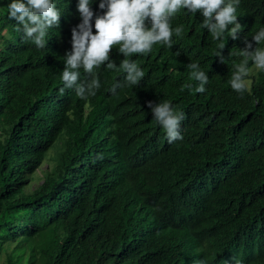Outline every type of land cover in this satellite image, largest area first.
Returning a JSON list of instances; mask_svg holds the SVG:
<instances>
[{
	"label": "trees",
	"instance_id": "obj_1",
	"mask_svg": "<svg viewBox=\"0 0 264 264\" xmlns=\"http://www.w3.org/2000/svg\"><path fill=\"white\" fill-rule=\"evenodd\" d=\"M10 2L0 0L3 264H264V70L249 72L243 95L229 83L245 38L257 47L264 0H239L242 30L222 41L200 27L201 12L179 10L170 24L183 32L171 47L128 57L144 72L138 85L105 62L93 69L101 86L87 98L61 79L82 22L79 0H54L60 25L44 48L17 31ZM90 2L95 34L107 9ZM119 47L109 54L117 66L125 59ZM189 63L208 74L205 92L195 91ZM162 100L184 113L182 140L169 143L154 120L148 103Z\"/></svg>",
	"mask_w": 264,
	"mask_h": 264
},
{
	"label": "clouds",
	"instance_id": "obj_2",
	"mask_svg": "<svg viewBox=\"0 0 264 264\" xmlns=\"http://www.w3.org/2000/svg\"><path fill=\"white\" fill-rule=\"evenodd\" d=\"M90 4V0H79L77 10L82 22L72 29V51L64 56L65 68L61 72L65 88L71 89L75 86L76 95L81 98L96 95L101 85L93 69L105 62L107 69H122L126 73L127 85H138L144 72L128 57L134 53H149L157 43L171 47L173 34L179 37L183 32V25L173 29L170 24L174 15L181 9H187L192 14L201 12L203 22L200 27L207 29L213 40L222 41L226 32L236 39L242 30L236 16L239 0H101L99 8H106L107 11L96 17L95 34L92 24L94 12ZM7 13L9 19L16 21L17 31H22L25 40H30L38 48L45 47V37L49 29L60 25L61 13L54 0H11L7 5ZM146 20L150 26L146 25ZM252 39L257 47L252 50V43L245 38L246 48L240 50V55L245 59L235 65V71L229 80L231 88L241 95L246 89L245 78L250 72L248 60L254 62L255 69L264 70V48L258 46L264 41V27L256 32ZM114 45H120L119 52L125 56L119 66L110 60L109 54ZM224 48L225 45L221 42L220 50L216 53L222 63ZM81 67L85 73L91 75L90 80L80 79ZM187 68L191 70V78L199 82L195 91L205 92L208 74L201 70L198 63H189ZM117 87L120 85H113L111 91L115 93ZM186 87L191 88L192 85ZM61 91L63 92V89ZM148 107L154 113V120L165 130L169 143L183 139L179 132L181 121L185 118L183 112L178 111L167 100H162L159 104L150 101ZM59 140L52 149L55 145H60ZM222 264L230 263L222 261ZM236 264H239V261Z\"/></svg>",
	"mask_w": 264,
	"mask_h": 264
},
{
	"label": "rangeland",
	"instance_id": "obj_3",
	"mask_svg": "<svg viewBox=\"0 0 264 264\" xmlns=\"http://www.w3.org/2000/svg\"><path fill=\"white\" fill-rule=\"evenodd\" d=\"M254 69H255V66H253V68L250 69V72L252 71L250 74H252V73L255 72ZM61 140H62V139H60L59 141H61ZM59 148H60V145L57 144V146L55 145L54 149H52V150L47 154V157H46L44 163H43L42 166H41L42 169L47 168V167L51 164V162H52L53 158L56 156V154H57ZM48 164H49V165H48ZM34 178H35V179L32 180L31 186H35V185L37 184V182H38V181H37V175H35ZM3 257H4V255L1 254V256H0V264H3Z\"/></svg>",
	"mask_w": 264,
	"mask_h": 264
}]
</instances>
